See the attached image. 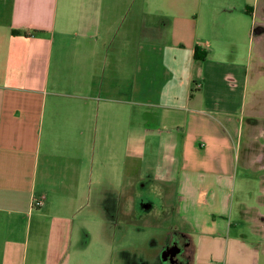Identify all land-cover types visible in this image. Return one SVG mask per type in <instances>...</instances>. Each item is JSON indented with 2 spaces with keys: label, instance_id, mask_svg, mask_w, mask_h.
Returning <instances> with one entry per match:
<instances>
[{
  "label": "crops",
  "instance_id": "crops-1",
  "mask_svg": "<svg viewBox=\"0 0 264 264\" xmlns=\"http://www.w3.org/2000/svg\"><path fill=\"white\" fill-rule=\"evenodd\" d=\"M263 65L264 0H0V264L77 263L96 245L117 264L115 242L85 241L78 222L100 214L101 135L120 102L155 142L138 181L178 205L189 264H259ZM236 196L256 205L234 212Z\"/></svg>",
  "mask_w": 264,
  "mask_h": 264
},
{
  "label": "rangeland",
  "instance_id": "rangeland-1",
  "mask_svg": "<svg viewBox=\"0 0 264 264\" xmlns=\"http://www.w3.org/2000/svg\"><path fill=\"white\" fill-rule=\"evenodd\" d=\"M150 19L152 22L155 21L154 17ZM261 72L264 73V65ZM251 76L252 80L258 77L255 72H252ZM259 86L264 91V75L260 79ZM250 88L253 89L251 85ZM118 114L112 136L107 132L101 135L103 166L101 172L97 174L99 179L97 202L100 206V214L93 215L87 212L82 215L78 222V225L84 229L80 231V237L85 241L102 239L103 243L112 239L115 242L113 253L118 256L117 264H122V260L123 264H161L160 257L167 252V246L173 237L181 238L187 250V257L191 256L193 245L190 241V230L178 216V205L166 206L163 193H160L158 189L154 190L152 184L149 185L147 181H138L145 167L149 168L152 164L155 151V142L150 141L151 137L147 139V128L142 120L141 110L120 102ZM260 122L262 124L264 118L260 119ZM247 134L246 124L244 139H247ZM258 134L256 131L253 135ZM258 137L257 144L261 146L264 144L263 135L259 134ZM145 147L148 148L147 152ZM245 154L246 147L243 146L241 158ZM112 190L113 194L117 191V196L113 195V198H110L108 195L112 194ZM131 194L134 196L131 197ZM173 196V201L179 204V200L175 198V191ZM243 200L248 204L256 205L257 202L255 197L244 199L236 196L233 201L234 212L239 211L238 201ZM107 202L110 203L111 214L106 212ZM145 204L148 206L145 207ZM111 217L112 221H110ZM233 220L241 224L240 231L249 233L245 226L247 224L245 218L242 216L239 218L235 214ZM107 254H110V251H107L105 247L89 246L85 256H81L77 263H75L76 258L72 257L71 264H98L96 261L100 257L108 256ZM228 264L243 263L230 260ZM259 264H264V258Z\"/></svg>",
  "mask_w": 264,
  "mask_h": 264
},
{
  "label": "flooded vegetation",
  "instance_id": "flooded-vegetation-1",
  "mask_svg": "<svg viewBox=\"0 0 264 264\" xmlns=\"http://www.w3.org/2000/svg\"><path fill=\"white\" fill-rule=\"evenodd\" d=\"M264 152V149H263ZM148 205L145 204V207ZM264 220V218H261ZM178 246L181 249V253L178 254L176 257L171 258V254L166 255V253L161 255L160 262L161 264H189L188 257L186 255V247L183 245L181 238L179 237H173L171 243L167 246V251H170L173 247ZM167 257H166V256Z\"/></svg>",
  "mask_w": 264,
  "mask_h": 264
},
{
  "label": "trees",
  "instance_id": "trees-1",
  "mask_svg": "<svg viewBox=\"0 0 264 264\" xmlns=\"http://www.w3.org/2000/svg\"><path fill=\"white\" fill-rule=\"evenodd\" d=\"M13 33L16 34L17 31H13ZM18 34H19V31H18ZM206 57H207V51L205 49H203L201 47H197L195 49V59L197 61L202 62L206 59Z\"/></svg>",
  "mask_w": 264,
  "mask_h": 264
},
{
  "label": "water",
  "instance_id": "water-1",
  "mask_svg": "<svg viewBox=\"0 0 264 264\" xmlns=\"http://www.w3.org/2000/svg\"><path fill=\"white\" fill-rule=\"evenodd\" d=\"M180 253H181V249L178 246H176V247H173L170 251H167L166 255L171 254V258L174 259V257H176Z\"/></svg>",
  "mask_w": 264,
  "mask_h": 264
}]
</instances>
